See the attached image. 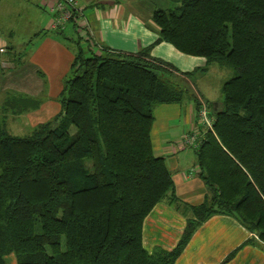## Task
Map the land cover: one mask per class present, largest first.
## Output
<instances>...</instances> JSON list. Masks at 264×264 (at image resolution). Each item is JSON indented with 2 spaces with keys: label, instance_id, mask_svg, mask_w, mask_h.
Masks as SVG:
<instances>
[{
  "label": "trees",
  "instance_id": "16d2710c",
  "mask_svg": "<svg viewBox=\"0 0 264 264\" xmlns=\"http://www.w3.org/2000/svg\"><path fill=\"white\" fill-rule=\"evenodd\" d=\"M171 1L173 8L152 16L158 42L203 58V67L181 72L150 48L81 51L54 119L23 137L0 120V264L9 255L16 264H174L195 229L217 213L264 241V0ZM85 38L92 40L87 30ZM216 63L235 75L221 86L211 126L188 136L209 191L188 205L153 151V107L187 95L171 76L191 77ZM40 102L11 95L3 112L21 114ZM203 105L210 103L198 101V111ZM166 199L192 217L173 249L149 251L144 222Z\"/></svg>",
  "mask_w": 264,
  "mask_h": 264
},
{
  "label": "crops",
  "instance_id": "0c3cea01",
  "mask_svg": "<svg viewBox=\"0 0 264 264\" xmlns=\"http://www.w3.org/2000/svg\"><path fill=\"white\" fill-rule=\"evenodd\" d=\"M2 1L0 13L5 11ZM160 1L163 0H78L81 18L55 30L51 28L55 16L51 11L53 0H36V7L30 5L35 7L37 16L19 27L25 35L17 37L14 26L0 24V112L9 96L21 94L41 100L37 107L17 114H26L33 130L54 119L61 111L59 100L64 83L81 51L86 55L101 49L135 54L150 48L151 56L172 63L181 72L203 67V58L182 54L172 45L158 42L159 28L152 16L156 9H163L158 7ZM85 30L91 32L93 46L85 38ZM4 54L7 55L2 57ZM212 68L210 64L195 75H206ZM169 79L182 86L187 95L180 103L156 107L152 147L155 155L165 159L178 200L198 205L209 196V191L199 177L195 151L186 139L191 133L202 135L204 131L198 101L211 102L191 77L175 74ZM188 157L191 160L186 161ZM180 208L166 199L147 216L143 235L149 251L155 247H175L187 219L192 217L190 211ZM174 264H264V241L233 216L217 213L195 229Z\"/></svg>",
  "mask_w": 264,
  "mask_h": 264
},
{
  "label": "rangeland",
  "instance_id": "374dc122",
  "mask_svg": "<svg viewBox=\"0 0 264 264\" xmlns=\"http://www.w3.org/2000/svg\"><path fill=\"white\" fill-rule=\"evenodd\" d=\"M39 2L36 0H3L1 3V7L5 10L4 13H0V24L2 26L11 25L16 28L15 35L17 37L25 35L24 32L20 31L19 27L26 21L27 19L34 20L37 16V13L33 8L36 7ZM35 7H31V5ZM158 7L163 9H170L175 6V4L171 0H163L158 3ZM42 5H40L41 7ZM7 54L1 55L2 57ZM72 72L69 73L68 76H71ZM164 78L166 75L161 74ZM235 75V72L232 68L220 65L218 63L213 64V68L209 71L208 74L202 75L197 74L191 76V80L197 84L199 90L204 93V97L210 101V105L207 107L211 111L216 108L223 101V94L221 92V86L223 82L230 79ZM186 99V95L183 98ZM218 104V105H217ZM160 104H156L153 107V115H156V107ZM5 117V118H4ZM4 118L5 126L7 131L10 134L16 136H29L33 130V126L26 119V114L22 115H14L11 111L8 112H0V120ZM191 160V158H187L186 161ZM182 209L188 211L186 207L181 206ZM7 264H16L14 256L9 255L6 257Z\"/></svg>",
  "mask_w": 264,
  "mask_h": 264
},
{
  "label": "built area",
  "instance_id": "2783aa9c",
  "mask_svg": "<svg viewBox=\"0 0 264 264\" xmlns=\"http://www.w3.org/2000/svg\"><path fill=\"white\" fill-rule=\"evenodd\" d=\"M51 11L55 13L51 23V28L55 30L63 28L66 22L81 18L82 16V9L78 5V0H53ZM87 31L88 37L91 38V32ZM198 116L204 127L208 128L211 126L212 116L207 106L203 105L199 109ZM194 140V137L190 136L187 137L186 142L192 143Z\"/></svg>",
  "mask_w": 264,
  "mask_h": 264
}]
</instances>
